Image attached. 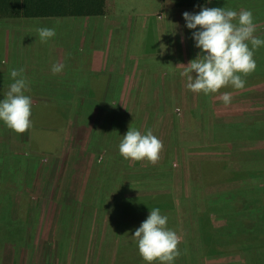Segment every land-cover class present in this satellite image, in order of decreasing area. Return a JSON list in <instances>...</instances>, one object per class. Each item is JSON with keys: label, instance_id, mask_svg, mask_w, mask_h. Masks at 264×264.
I'll use <instances>...</instances> for the list:
<instances>
[{"label": "rangeland", "instance_id": "1", "mask_svg": "<svg viewBox=\"0 0 264 264\" xmlns=\"http://www.w3.org/2000/svg\"><path fill=\"white\" fill-rule=\"evenodd\" d=\"M206 7L252 11L254 35L264 39V0H210ZM187 11L176 8L173 0H107L104 16L0 19V37L10 38L12 51L22 56L20 61H0L10 68L0 72V101L18 60L33 102L32 126L26 132L17 133L0 120V264L15 260L20 251L23 264H149L133 236L152 208L168 216L167 226L180 237L181 255L172 264H264L262 250L206 253L198 229L200 215L207 216L213 207L220 209L208 216L215 227L241 226L236 242L244 237L242 228L264 227L262 210L243 206L264 191V153L256 159L246 156L254 149L264 152V46L255 51L257 68L244 77L243 89L229 84L217 93L193 92L187 87L186 66L201 52L193 39L199 28H187L185 19L176 22ZM116 17L125 23L122 29L111 28ZM142 22H149V28L142 29ZM41 27L55 28L56 36L41 43ZM179 33L181 46H169L166 39L176 40ZM119 35L147 54L124 63L134 69L130 79L134 77L135 87L115 96L119 108L110 97L99 102V109L97 95L80 91L98 85L96 74L86 67L88 56L93 47L103 48ZM57 62L65 67L53 74ZM161 72L167 74V91L158 87L148 93V87L158 86L155 75ZM173 74L178 77L171 79ZM224 92L232 96L227 106L220 99ZM131 125L142 134L151 129L162 141L155 164L120 154ZM205 159L223 162L218 172L223 180L212 173L205 181ZM129 197H146L152 208L123 216L120 208ZM230 201L237 204L221 205ZM234 244L219 242L216 249Z\"/></svg>", "mask_w": 264, "mask_h": 264}, {"label": "clouds", "instance_id": "2", "mask_svg": "<svg viewBox=\"0 0 264 264\" xmlns=\"http://www.w3.org/2000/svg\"><path fill=\"white\" fill-rule=\"evenodd\" d=\"M183 16L187 28H199L193 32V39L195 46L201 49L186 66L187 87L206 95L217 93L229 84L243 89L247 82L244 77L257 68L255 51L264 46V39L254 35L256 25L252 11L241 10L237 13L227 7H203L199 13L185 12ZM237 18L238 22H234ZM37 33L41 43H46L57 34L55 28L50 27L38 28ZM64 67V64L57 62L52 65L51 71L58 74ZM193 73H196L195 77ZM10 75L13 82L0 101V120L15 132L24 133L32 126L33 102L26 95L31 89L23 68L12 69ZM220 99L224 105H229L231 93H222ZM162 148V141L151 129L142 134L132 125L119 145L120 154L125 159H147L152 164L159 160ZM167 224L168 216L162 215L159 208H152L148 218L135 230L133 237L138 242L140 255L149 264L157 260L161 264H172L181 255L178 249L180 237Z\"/></svg>", "mask_w": 264, "mask_h": 264}, {"label": "trees", "instance_id": "3", "mask_svg": "<svg viewBox=\"0 0 264 264\" xmlns=\"http://www.w3.org/2000/svg\"><path fill=\"white\" fill-rule=\"evenodd\" d=\"M174 5L178 8L198 7L208 3L209 0H173ZM107 11V0H0V19L5 18H36V17H66V16H99L104 15ZM203 162V177L206 181L209 174H217L223 162L221 160L205 159ZM246 173V172H245ZM248 174V173H247ZM263 177L264 184V169L260 171ZM223 175V174H222ZM218 175L219 180H223L225 177ZM228 179V177H226ZM166 196H160L164 197ZM150 199V198H148ZM146 200V201H145ZM248 205L243 206L246 209L260 208L262 210V219L264 221V191L248 200ZM237 202L221 203V205L235 206ZM152 203L147 204V198L134 197L125 198L122 206V215L133 214L141 210V208H152ZM249 207V208H247ZM252 207V208H251ZM214 209V210H213ZM224 209V208H223ZM215 210H220L219 207H213L209 210L208 215L205 213L202 216L199 223V234L202 240V245L206 253L218 254L222 252H230L233 250L246 249L248 252H256V250H262L264 252V227L261 225H255L251 229H243L244 237L236 242L235 237L241 226L237 224L228 223L221 228L214 226L210 213ZM119 211V210H117ZM206 216V219H205ZM202 221V222H201ZM262 222V221H261ZM241 231V230H240ZM247 231V232H246ZM217 232V234H216ZM237 243L232 247L226 246L223 250L216 249L217 243ZM240 246H239V245ZM244 247V248H243ZM222 249V248H221Z\"/></svg>", "mask_w": 264, "mask_h": 264}, {"label": "crops", "instance_id": "4", "mask_svg": "<svg viewBox=\"0 0 264 264\" xmlns=\"http://www.w3.org/2000/svg\"><path fill=\"white\" fill-rule=\"evenodd\" d=\"M209 2H210V0H209ZM203 7H206V4L203 6H198V7H188L186 9H188V11L190 13L193 12L195 14V13H198L199 8H203ZM176 8H178V7H176ZM178 9L186 10L185 8H178ZM104 15H99V16H104ZM85 17L89 18L90 16H85ZM116 18L117 19H115V20H113V22H111L112 23L111 28H114V29H120L121 28L122 29V27H124L125 23L121 22L122 21L121 18H118V17H116ZM182 19L184 20V18L179 16V17H177L176 22L180 24L183 22V21H181ZM119 22L121 23V25ZM131 23H133V22L128 19L126 24H127V26L130 27L129 24H131ZM185 23H186V21H185ZM148 24H149V22H147V24H144L142 22V25H141V26H143L142 29H148L149 28ZM88 26H89V24L82 26V27L86 28ZM153 30L158 32L159 31V25L155 26V28H153ZM0 34H1V32H0ZM158 36H159V34L156 33L157 43H158ZM121 38H123V42L121 41ZM175 38H176V40H171L170 38H168L166 40L169 41V46H170V42H171L173 45L176 46V49H177V45H180L181 43H183V38H182L181 33H179V36H177ZM10 43H11L10 38H9V41H6V39L2 40V37H0V61H2L1 59H4L3 61H6V60L11 61L10 58H12V60H15L17 58L19 61L21 60V57H22V56H20L21 54L17 53L16 51L15 52L12 51V49H11L12 47H11ZM82 44H83V40L81 39V41L79 40V42H78V45H80L79 47H82ZM2 46L5 47V51L3 53L1 52ZM76 46H77V44H76ZM6 47H7V50H6ZM92 49H93L92 54L90 56H88V63L86 65V67L89 68V71L91 73L96 74V79L98 81V85L96 86L97 89L93 90L88 86H83L84 87L83 91H82V87H80V91L82 92L83 95H89V96L97 95L94 102H96L95 104L99 109H101V106H102L100 104H102V102L105 101L106 98L108 99L110 97H111L112 106H114V107H116V109H118L119 108L118 105H114L115 102H116V104H119L118 97L115 99V96L119 95L121 89L124 91L126 88L129 89V88L135 87V84L133 82L134 77L132 79H130V77L134 74V72H133L134 69L133 68H131V69L124 68V63L129 62L131 60H135L134 58H137V56H139V57H141L142 55L144 56L145 54H147V52L143 51V49L141 50L142 52H138L136 47L131 48L129 41L126 40L125 37L120 36V35H119V38L114 37V41H113V39H108L106 44H105V47L101 48V45H97V46H95V48L93 47ZM165 51H166V49L163 50V53H165ZM174 52L177 53L178 51L174 50ZM67 56H68V53H67ZM18 60L13 61V63L14 62L16 63V66L13 63H11V68L13 66H15V67H13L15 69L20 68L21 63H18L19 62ZM34 60L37 61L36 63L41 62V61L36 60V59H34ZM78 61L82 62L81 60H78ZM5 65H6V62H1L0 68L5 67ZM47 68L49 69V67H47ZM3 70L9 71L10 68H7V65H6V68L0 69V72H6ZM99 75H105V78L100 80ZM173 76L175 78H171V79H176L178 77V74H175V75L173 74ZM166 77H167V74H165L164 72L163 73L161 72V73L155 75V78L156 79L159 78L160 82H159L157 87H152V86L148 87V90H147L148 93L157 92L158 87H159V92H161V93L166 92L167 91V86H166L167 83H166V81H164V79H166ZM181 77L183 78L182 75H181ZM169 78H170V76H169ZM4 83H6V82L3 81L1 84H4ZM131 85H132V87H131ZM99 102H101V103L99 104ZM263 153H264L263 150L254 149V150H250V154H248L246 156L251 158V159H253V158L256 159V156H259L261 158L263 156ZM245 160L249 161L247 158H245ZM14 258H15V260H11L10 263H8V264H14V262H16L17 264H23V261H22L23 255H22L21 251H20V253L17 252V254H15Z\"/></svg>", "mask_w": 264, "mask_h": 264}]
</instances>
